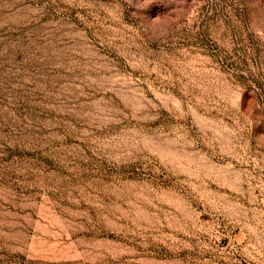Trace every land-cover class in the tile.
<instances>
[{
    "label": "rangeland",
    "instance_id": "obj_1",
    "mask_svg": "<svg viewBox=\"0 0 264 264\" xmlns=\"http://www.w3.org/2000/svg\"><path fill=\"white\" fill-rule=\"evenodd\" d=\"M0 264H264V0H0Z\"/></svg>",
    "mask_w": 264,
    "mask_h": 264
}]
</instances>
